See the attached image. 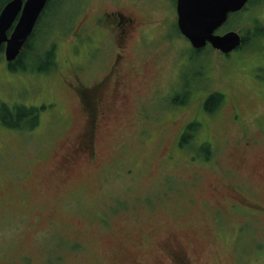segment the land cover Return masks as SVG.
Instances as JSON below:
<instances>
[{"label": "rangeland", "instance_id": "1", "mask_svg": "<svg viewBox=\"0 0 264 264\" xmlns=\"http://www.w3.org/2000/svg\"><path fill=\"white\" fill-rule=\"evenodd\" d=\"M175 8L176 0H52L27 52L52 50L54 68L29 61L10 72L0 52V107H30L38 118L33 129L0 126V264H167L170 241L192 264H264V213L228 207L246 198L264 208V0L216 33L245 39L228 58L209 47L194 56ZM111 12L132 14L142 23L134 39H145L130 50L118 93L106 88L88 163L73 154L86 129L75 78L89 88L107 72L114 34L102 19ZM213 93L224 102L209 115ZM187 124L194 136L180 147Z\"/></svg>", "mask_w": 264, "mask_h": 264}, {"label": "water", "instance_id": "2", "mask_svg": "<svg viewBox=\"0 0 264 264\" xmlns=\"http://www.w3.org/2000/svg\"><path fill=\"white\" fill-rule=\"evenodd\" d=\"M48 0H11L0 13V48L4 59L12 63L31 36ZM248 0H177V29L193 50L208 44L222 55L236 51L241 38L235 32L215 35L231 14L241 11ZM17 19V20H16ZM16 20V24H14ZM11 30L10 35L7 33Z\"/></svg>", "mask_w": 264, "mask_h": 264}, {"label": "flooded vegetation", "instance_id": "3", "mask_svg": "<svg viewBox=\"0 0 264 264\" xmlns=\"http://www.w3.org/2000/svg\"><path fill=\"white\" fill-rule=\"evenodd\" d=\"M102 23L114 34L112 40L115 51L111 57L107 72L89 88L82 86L81 84L83 83L77 77L75 78L77 85H74L81 113L85 117L86 129L79 135L73 146V154L75 157L84 158L88 163L96 162L95 138L98 121H102L107 113L105 102L106 88L107 86H111L113 95L118 93V90L123 85L125 72L132 69L131 62L129 61L130 50H134L137 47L140 48L145 39V34L142 35L143 38L141 40H138L139 43L134 39V34L136 31H139L142 23H138L132 14L126 15L119 12H111L110 14H105ZM190 125L187 124L184 126L179 135V139L186 133ZM256 127L260 130L257 124ZM259 132L261 133V131ZM256 174L262 177L260 173ZM236 187H234L237 190L236 196L242 197L239 189ZM228 204L229 210L239 212V214L256 215L264 213L263 207L259 206L256 202L250 203L246 198H233ZM112 210L117 212V204ZM170 243L171 246L167 249V264H192L191 260L176 241H170ZM259 251H261V247Z\"/></svg>", "mask_w": 264, "mask_h": 264}, {"label": "trees", "instance_id": "4", "mask_svg": "<svg viewBox=\"0 0 264 264\" xmlns=\"http://www.w3.org/2000/svg\"><path fill=\"white\" fill-rule=\"evenodd\" d=\"M9 1H11V0H0V12ZM51 2H52V0H48L46 10L49 9V5ZM259 2H260V0H249V4H252V5L257 4ZM235 15H237V14H235ZM235 15H233V16H235ZM43 16L44 15H42V17ZM233 16H231L230 18H232ZM40 20H38V23H37L33 33L31 34L28 41L25 43V45L23 47V51L20 53V55L17 57V59L13 63L8 64V70L9 71H11V72H24L28 68L26 66V62H29V61L34 62V66L32 67V69H34V70H35V64L38 62H42V65L44 64V67L41 66V68L37 69L38 71H44L45 72L50 68H54V61H53L54 54H53L52 50L44 52L40 58L31 56L29 54L30 52L35 51L34 47H33L35 43H33V41L37 35V28H38V24H39ZM253 22H255V23L253 25V32L251 34L257 40L260 37L261 28L259 27V25L256 23L255 20H253ZM244 46H245V39L242 38V44H241V47L239 48V50H241V48ZM27 51H29V53ZM0 52H2V50H0ZM205 52H209V50L206 51L204 49L201 51H192V54L194 56H198L199 54H203ZM24 62H25V64H24ZM223 102H224V97L222 96V94L213 93L210 96H208L207 99L205 100V102L203 104L204 111L207 114L212 115L220 108V106L223 104ZM37 125H38L37 111H35L33 108H30V107L25 108L21 105H17V106H13V107L3 105L0 107V126L3 128L21 131V130H25V129H33ZM195 129H196V126L194 124H191L187 128L186 133L184 135H182L179 139V146L180 147L190 145L189 141L192 139V136H194V134L191 136V133H193L195 131ZM206 149H207L206 146H200L199 152L203 158L208 159L209 154H208Z\"/></svg>", "mask_w": 264, "mask_h": 264}]
</instances>
